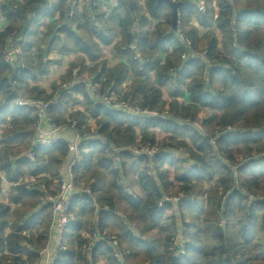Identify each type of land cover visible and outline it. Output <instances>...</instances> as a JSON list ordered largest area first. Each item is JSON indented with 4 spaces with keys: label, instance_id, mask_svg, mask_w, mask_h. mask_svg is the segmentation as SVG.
Listing matches in <instances>:
<instances>
[{
    "label": "trees",
    "instance_id": "trees-1",
    "mask_svg": "<svg viewBox=\"0 0 264 264\" xmlns=\"http://www.w3.org/2000/svg\"><path fill=\"white\" fill-rule=\"evenodd\" d=\"M68 1L0 0V15L8 21L0 32V50L14 30L21 31L25 40L18 64L12 66L0 57V119L12 117L9 134L0 144V170L7 178L17 182L29 175L44 184L45 178L40 175L48 173L51 179L58 177L68 155L66 142L60 141L37 147L34 160L23 155L14 167L9 160L10 156L27 151L35 136L33 110L19 105L17 99H49L58 91L46 95L38 85H31L48 73L51 64L43 59L41 49L35 52L38 26L57 10L61 21L64 20L59 29L64 35L60 50L82 53L72 60L61 82L74 80L70 79L74 68L78 73L91 70L85 66L87 59L95 62L92 69H96L101 63L100 45L111 43L117 27L122 39L116 48L130 50L129 65L136 78L129 91L118 94L117 88L125 80L128 67L109 69L101 63L93 83L102 92H115L132 106H147L151 111L162 110L158 106L163 107L165 101L159 87H166L172 97L170 111L173 110L175 118L125 113L93 100L85 85L77 80L68 93L58 97L51 113L56 124H69V120L75 119L76 132L83 133L88 131L82 127L85 113L95 118L102 115L97 119V133L109 144L96 151L97 171H92L89 161L83 159L84 152L74 168L77 182L90 186L95 205L80 194L72 197L70 220L63 236L64 249L56 255L54 264H264V0H204L200 13L194 3L175 0L182 3L177 10L178 28L190 39L192 50L175 73L170 70L181 62L185 48L177 28H173L172 10L167 4L147 0L150 15L159 17L163 13L164 21L152 32L142 30L137 34L132 31L137 0H118L110 14L101 11L104 0L96 7L87 4L88 14L83 23L76 25L79 30L76 34L66 18ZM192 16L200 17V23L207 29L203 35L190 24ZM215 25L221 30V40L212 30ZM134 41L140 59H134V52L128 48ZM151 72L158 87L149 86ZM76 92L85 98V113L73 112L65 121L60 116L73 104ZM186 92L190 102L180 104L177 99ZM201 109L211 112L201 121L202 131L188 128L182 120L196 119ZM135 126L152 145L156 139L149 128L172 133L167 146L183 147L195 163L185 170L180 159L171 158L178 172L175 179L184 195L176 208L183 231H178L171 204L159 205L164 194L171 195L168 189L173 186L168 170L163 168L169 157L164 153L153 156L152 176L148 174L146 155L133 160L132 154L123 150L134 143ZM186 138L190 139V146ZM112 146L119 149L115 152L119 167L111 159ZM240 152H244L245 159L238 161ZM100 170L109 175L108 190H102L104 173ZM133 174H137L142 195L129 193L127 181L123 182V178ZM41 198V193L18 184L9 192V202L15 207L1 203L0 264H18L22 256L29 264L37 261L36 250L46 243L51 221L49 205L38 207ZM120 204L129 210L125 215L120 211ZM36 208L39 209L24 218ZM89 221L91 231L112 237L128 252L124 259L116 255L115 247L104 238L89 251L84 250L88 237L83 233ZM9 222L11 231L5 233ZM38 229L43 232L36 235L34 231ZM152 230L155 232L150 234ZM177 236L181 237L178 243ZM22 242L28 246H21Z\"/></svg>",
    "mask_w": 264,
    "mask_h": 264
},
{
    "label": "built area",
    "instance_id": "built-area-1",
    "mask_svg": "<svg viewBox=\"0 0 264 264\" xmlns=\"http://www.w3.org/2000/svg\"><path fill=\"white\" fill-rule=\"evenodd\" d=\"M100 1L101 0H86L87 4H89L91 7H96ZM185 1H189L191 3L196 4L200 9H202L204 5V1L202 0H185ZM78 6L79 4L77 0L68 1L66 18L68 20L71 29H75L76 27ZM178 27H179V21L176 20L178 38L184 45L185 50L181 54V62L176 65L177 67L172 68L170 70L172 73H175L178 70V68L182 66V63L189 57V55L192 52V50L190 49L191 48L190 39L186 35H184ZM24 42L25 40L23 37V33L18 32L16 30L12 31L5 45L0 50V57L2 58V60L5 63H8L12 66L18 64L19 55L21 53L22 45ZM128 48L134 52V59H140L136 50L135 41L131 42L128 45ZM75 84H76V80H68L61 82L58 87L57 93L49 99H32L29 101L17 99L19 105H27L31 107L32 110L34 111V115H35L34 127L36 129V135L31 142L30 148L27 151H25L24 153L18 156L9 157V160L11 161V167H14L15 161L23 155L27 157L29 160H34L35 149L39 146L47 147L54 145L60 141H65L67 144L68 155L64 160V162L62 163L61 168L59 170L55 189L51 191L48 190L45 184L40 183L36 177H30V178L22 177L17 182L16 181L12 182L7 178L6 173L0 170V223H2L1 203L5 205H10L11 207H15L14 204H11L9 202V192L11 190V187L18 184L24 185L27 190L36 191L42 194L41 201L39 202L38 205L39 208L45 204L49 205L50 207L51 221L46 234V243L45 246L36 250V254L38 258L37 261H35L33 264H54V259L56 255L58 254L59 251L64 249L63 236L67 231V225L70 220L69 208L72 197L77 194L82 195V193H86L87 195L91 196V188L89 185H82L81 187L79 186V183L77 182L76 179V173L74 168L76 164L81 160L82 153L91 144H101V145L109 144L107 139L99 135L97 131L89 130V131H84L83 133L76 132L75 129L77 127V120L75 119L69 120L68 122L69 124H64V126L67 127L71 132V136L69 137V139L63 140L62 137L58 135L59 131L63 129V125H58L54 122L51 116L52 109L57 105L58 97L60 95L68 93L75 86ZM84 85L87 89L88 95L97 102L104 103L106 105L114 107L115 109L133 115H146V116L157 115L154 111H151L146 107L141 108L136 106L135 109L130 110L128 101H126L122 96H119L118 94H114V93L110 94L108 92H101L97 84L84 83ZM8 120H10V118H8ZM43 123L47 124L48 126L47 129L42 128ZM184 124L188 128L198 129V127L194 125H189V123L187 124L184 123ZM111 148L117 151V148L113 146ZM123 150L129 151L133 157L146 155L149 158L147 164L148 174L152 176L154 175V169H153L154 163L152 161V158L157 153H164L169 158L172 159H180L182 161L181 166L185 170H189L195 164L188 157V154L186 153L185 149L180 146L158 149L155 147V145L149 143V146H147L146 148L147 151L144 150L141 152H135L133 150H130L129 147H124ZM182 198H183L182 194L177 196L164 194L161 201L159 202V205L168 202L171 204V206L175 205L177 207L179 201ZM34 212L35 210H32L24 218L29 217ZM10 224L11 222H9L7 226H5L4 231L10 229L9 228ZM102 238L110 241L113 247H115L117 244V242L113 240L112 237L108 235L101 236L97 231H95L88 236V242L85 245L84 250L89 251V248ZM20 245L28 246V244H25L24 242H22ZM115 250H116V255L120 257V252L117 249V247H115ZM18 264H29V263L26 261V257L22 256L21 261H19ZM89 264H100V263L91 262Z\"/></svg>",
    "mask_w": 264,
    "mask_h": 264
},
{
    "label": "crops",
    "instance_id": "crops-1",
    "mask_svg": "<svg viewBox=\"0 0 264 264\" xmlns=\"http://www.w3.org/2000/svg\"><path fill=\"white\" fill-rule=\"evenodd\" d=\"M18 3H24L27 0H14ZM79 6H78V15L76 18V25H79L84 22L86 15L88 14V5L86 0H77ZM147 0H137V9L134 12V17L136 19L135 25L132 29L134 33H139V31L145 30L152 32L156 25L162 23L163 20V13L159 17H152L148 11V8L146 6ZM118 0H104L101 11H103L105 14H110L112 10L117 7ZM196 5V4H195ZM198 7V6H197ZM197 11L200 13V8L198 7ZM217 11V7H216ZM198 13V14H199ZM180 16V15H179ZM180 20V19H179ZM64 20L61 21L60 13L59 11H55L53 15L48 16L45 18L38 26V33H37V46L35 48V52L38 49H41L43 52V59L50 62V66L48 69V73L38 77L36 82H31V85H38L46 95H53L60 85V82L63 80V76L66 74L72 60L82 55L80 52H69L65 53L60 50L61 45L64 42V35L59 30L63 24ZM190 24L197 28L199 35H203L206 32V28L200 23V17L192 16L190 19ZM8 25V21L6 18L0 15V32L3 31ZM213 31H215L216 36L218 40H220V34L218 31V27L215 25L212 27ZM76 34L79 33V30H77V26L75 29H73ZM114 31V38L111 41L110 44H101V63H104L105 66L109 69H113L117 66H125L128 67L126 72L125 80L122 82V84L117 88L118 94L121 92L124 93L126 91H129L134 80L135 75L133 71L130 68V57H129V51L125 49L124 47H117L118 43L122 39V35L117 27H115ZM21 32V31H19ZM162 60H164L165 56L162 55ZM101 63H99L94 68L95 62L86 60L85 66L91 70L79 72L77 71V68H74L72 70V77L70 79L77 80L80 84H84L86 82H95L96 77L101 69ZM139 68H141V63H139ZM76 73H78L76 77ZM77 78V79H76ZM149 86L152 87H158L157 80L155 78V75L153 72L150 73V79H149ZM162 95V99L166 102V105L172 100V97L169 94V91L166 87H159ZM115 93V92H114ZM117 93V92H116ZM74 96V102L71 106L68 107L66 112L60 116V118H65L66 120H69L71 118V114L73 112H84L85 113V98L80 92H76L73 94ZM32 100V99H31ZM180 104L187 105L189 104V95L186 92L183 97H180L177 99ZM29 101V100H26ZM34 113V111H33ZM85 123L82 125V127L86 128L87 130L90 129V126L95 124L97 119L102 118V115H99L98 118H95L93 116L88 115L85 113ZM10 118V120H8ZM139 118V117H138ZM12 117L10 115H7L5 118L0 119V144L5 140L7 134H9V129L11 128L12 124ZM54 120V119H53ZM43 129H47L48 126L46 123L42 124ZM150 131H153L154 134H156V140L165 139L167 138V141L171 142V138L173 137V134L170 132L162 131L159 129L152 128ZM34 133L36 135V129L34 127ZM143 133V131L135 126L134 135L140 136ZM12 135V133L10 134ZM58 135L62 137L63 140L69 139L71 136L70 130L63 125V129L59 131ZM35 137V136H34ZM34 139V138H33ZM136 140V139H135ZM187 144L190 146L192 143L189 138L185 139ZM135 143V141H134ZM133 143V144H134ZM105 146L101 144H91L87 149L84 151L83 158L86 161H89L90 163V169L92 171H97L98 167V158L96 156V151L98 148ZM168 160L163 164V168L168 170V176L170 181H172L173 185L177 182L175 177L178 175V172L176 171L175 166L172 164L171 158H167ZM101 173H104L103 182H101L102 190H108V178L109 175L106 174L103 170H100ZM40 176H43L45 178V185L46 187L51 191L55 188L57 178H50V175L48 173H42ZM25 177H34V176H25ZM137 174H133L130 176V178H127L128 181V190L129 188L134 187V190L137 192V194L142 195L143 191L138 184L137 180ZM93 181V179H91ZM80 185L83 184V182H78ZM136 188V189H135ZM140 191V192H139ZM142 192V193H141ZM88 200V199H87ZM94 198H92V201L88 200L92 204L94 203ZM95 205V203H94ZM39 208L35 209V212ZM50 225V224H49ZM11 229L5 230V233H9ZM37 235V233H42L41 229L34 231ZM45 234V233H44Z\"/></svg>",
    "mask_w": 264,
    "mask_h": 264
},
{
    "label": "rangeland",
    "instance_id": "rangeland-1",
    "mask_svg": "<svg viewBox=\"0 0 264 264\" xmlns=\"http://www.w3.org/2000/svg\"><path fill=\"white\" fill-rule=\"evenodd\" d=\"M202 1H204V0H202ZM204 6V5H203ZM217 26V25H216ZM218 27V26H217ZM213 30V29H212ZM218 31H219V34H220V40H221V38H222V34H221V30L219 29V27H218ZM215 32V31H214ZM77 79V78H76ZM86 83H91V82H86ZM93 83V82H92ZM95 84V83H94ZM100 89V88H99ZM101 91V90H100ZM102 92V91H101ZM104 92H107V90L106 91H104ZM113 93V92H112ZM111 94V93H110ZM126 100V99H125ZM126 101H128V100H126ZM128 103H129V107H130V110H133V109H135L136 108V106H132L131 104H130V102L128 101ZM172 105L170 104V102L166 105V102H165V104L163 105V107L161 106V105H159L158 107L161 109L162 108V110L161 111H158V110H156V111H154L157 115H167V116H170V117H174L175 118V115L173 114V110H171L170 111V108L172 109V107H171ZM138 107H141V108H144V107H146L147 108V106H144V107H142V106H138ZM150 110V109H149ZM210 111L209 110H207V109H201L200 111H199V113H198V116H197V118L196 119H190V118H187L186 120H182V121H184V123H189V125H194V126H196V127H198V130L200 131H202V129H203V127H202V125H201V121L202 120H204V119H206V118H208L209 116H210ZM141 116V115H140ZM178 120H180V118L178 119ZM197 124V125H196ZM98 128H99V124L97 123V121L95 122V124H93L92 126H90V129H88V131L89 130H92V131H97L98 130ZM211 129H213V128H211ZM155 135V138H156V134H154ZM143 133L140 135V136H135V143L134 144H131V145H127V146H125V147H129V149L130 150H133V151H135V152H141V151H144V150H146V148H147V146H149V143H150V141L149 140H146V139H144L143 138ZM170 143V141L168 142L167 141V138H165V139H159V140H156L155 141V143H154V145H155V147L156 148H158V149H165V148H167L168 146V144ZM115 148H117V147H115ZM124 148V147H123ZM119 149L117 148V151H118ZM114 152L111 154V159H112V161H113V164H114V166L115 167H119L120 166V160H119V157L118 156H116V154H115V152H117L116 150H113ZM147 151V150H146ZM186 151V150H185ZM186 153L188 154V152L186 151ZM137 157H134L133 158V160L134 159H136ZM222 159H224V158H222ZM237 159H238V161H241V160H243V159H245L244 158V152H240L238 155H237ZM57 178V177H56ZM125 180V181H124ZM126 181H127V178H123V182H124V184H126ZM127 183H128V181H127ZM212 184L210 183V184H208L207 185V188H209V186H211ZM46 186V185H45ZM55 187H56V185H55ZM48 189V188H47ZM55 189V188H54ZM136 189V188H135ZM49 190V189H48ZM129 193H134V194H137V192L134 190V187H133V185H132V187L131 188H129ZM181 190H180V188H179V184L176 182L173 186H171L169 189H168V192H170L171 193V195H174V196H177V195H180L181 194V192H180ZM140 192V191H139ZM142 193V192H141ZM139 195V194H138ZM183 195V194H182ZM184 196V195H183ZM120 211L122 212V214H126L125 212L127 211H129V210H126V209H124L125 207H124V205H122V204H120ZM176 206L175 205H172V209H171V214L173 215V216H176V219L178 220V218H179V216H178V212H177V210H176V208H175ZM129 221V220H128ZM130 222V221H129ZM131 223V225L132 226H134L135 224H133L132 222H130ZM177 223H178V227H179V229H178V231L181 229V231H183L182 230V228L183 227H180V222H179V220L177 221ZM90 224H91V222L89 221V223H88V227H87V229L84 231V235H86L87 237L89 236V235H91L93 232H95V230L94 231H91L92 229H91V227H90ZM140 226V228L141 227H143V225H139ZM49 228V227H48ZM135 228H136V230H137V232H138V229H139V227L136 225L135 226ZM48 230V229H47ZM41 231H43L42 229H41ZM91 231V232H90ZM155 232V230H152L151 232H150V234L151 233H154ZM180 240H181V237H179V236H177V238H176V243H178V242H180ZM117 242V241H116ZM43 246H45V244L43 245ZM43 246H41V247H43ZM40 247V248H41ZM115 247H117V249L119 250V252H120V259H124V255L125 254H127L128 252L127 251H124L123 250V248L122 247H119V245H118V243L116 244V246ZM102 263V262H101ZM100 263V264H101ZM103 264V263H102ZM129 264H134V263H132V262H129ZM137 264H145L144 262H140V263H137Z\"/></svg>",
    "mask_w": 264,
    "mask_h": 264
},
{
    "label": "water",
    "instance_id": "water-1",
    "mask_svg": "<svg viewBox=\"0 0 264 264\" xmlns=\"http://www.w3.org/2000/svg\"><path fill=\"white\" fill-rule=\"evenodd\" d=\"M159 2H163L171 8V10H172V24H173V28H175L176 27L177 14H178L177 10L182 5V3L176 2L173 0H159ZM82 197L92 201V197L90 195H87L86 193H82Z\"/></svg>",
    "mask_w": 264,
    "mask_h": 264
}]
</instances>
